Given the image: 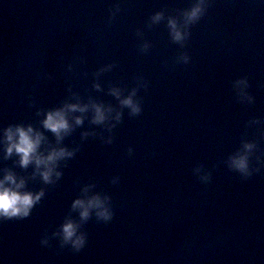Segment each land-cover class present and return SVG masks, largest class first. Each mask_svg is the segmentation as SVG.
I'll return each instance as SVG.
<instances>
[{
    "label": "water",
    "instance_id": "1",
    "mask_svg": "<svg viewBox=\"0 0 264 264\" xmlns=\"http://www.w3.org/2000/svg\"><path fill=\"white\" fill-rule=\"evenodd\" d=\"M196 2L0 0V127L30 123L42 151L73 150L48 184L0 156L44 190L27 217L0 220V264H264V0H203L185 25ZM133 90L135 114L120 103ZM92 102L110 109L102 123ZM66 103L89 108L57 142L40 121ZM245 141L247 176L229 164ZM85 188L109 220H81L71 205ZM66 219L86 237L79 251L54 235Z\"/></svg>",
    "mask_w": 264,
    "mask_h": 264
},
{
    "label": "clouds",
    "instance_id": "2",
    "mask_svg": "<svg viewBox=\"0 0 264 264\" xmlns=\"http://www.w3.org/2000/svg\"><path fill=\"white\" fill-rule=\"evenodd\" d=\"M203 11V0H197L192 7L184 13V23L194 22L199 18ZM163 13L156 12L152 16V21L157 22L162 18ZM168 27L173 40L181 41L186 36L185 31H181L177 20L174 17L168 18ZM237 86L245 84L243 79L236 81ZM99 87V85H96ZM113 95L119 97L120 90L112 88ZM134 90L129 95L120 99V103L129 107L132 113L140 111L139 105L133 100ZM249 99H251L249 97ZM89 104L84 103H66L61 107L48 109L43 114V119L40 121L44 129L51 131L56 141L59 142L64 135L68 134L73 125L69 121L68 114L72 112L84 113L88 110ZM91 108L93 111L92 121L94 123H102L107 118V113L110 109H106L99 103L92 102ZM119 113H116L115 119H119ZM83 117L76 115L73 117L74 123L79 125L82 123ZM264 135V133H262ZM44 134L34 128L32 124H8L0 127V156L3 159L15 154L21 168H27L29 164L34 166L33 174H39L45 184L51 183L53 178H58L61 173L57 168L59 161L73 155V150L64 146H52L46 151L41 150V144L44 141ZM255 147L253 142H243L242 150H238L235 154L229 157L230 167L234 168L243 175H249V159L248 155ZM0 220L23 218L27 217L33 206L39 202L44 194L41 188L38 191H31L25 188V178L17 177L10 169H0ZM83 197H77L72 201V208L79 210L81 220L87 219L90 213L94 210L98 218L105 221L112 216L110 208L106 205L105 198L99 194L93 193L88 195V190L85 188ZM78 224L71 219H66L60 225L59 232L54 235H59L62 244L70 245L75 251L82 249L86 243V237L83 233L77 231ZM47 238L41 239V244L46 245Z\"/></svg>",
    "mask_w": 264,
    "mask_h": 264
}]
</instances>
